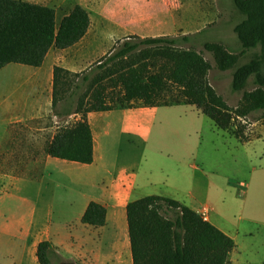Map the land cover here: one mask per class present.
I'll return each instance as SVG.
<instances>
[{
  "label": "crops",
  "instance_id": "0c3cea01",
  "mask_svg": "<svg viewBox=\"0 0 264 264\" xmlns=\"http://www.w3.org/2000/svg\"><path fill=\"white\" fill-rule=\"evenodd\" d=\"M22 1L54 8L58 27L79 5L90 27L74 46L52 48L41 67L10 64L17 66L0 81V151L20 130L40 142V123L53 113L56 68L84 76L137 38L197 35L235 42L234 32L218 34L225 19L220 0ZM208 86L229 102L240 101L232 72L212 64L207 50L189 48L155 49L98 83L84 106L92 164L35 153L39 178L0 174V182L32 183L36 192L34 204L25 201L22 219L9 220L0 210V264H40L42 242H50L64 263L134 264L127 207L150 196L205 214L234 241L228 264H264V116L251 120L214 106ZM67 171L75 174L74 189L43 191L45 183L62 187ZM233 198L243 201L235 226L228 217L237 207ZM92 202L107 210L103 227L82 223Z\"/></svg>",
  "mask_w": 264,
  "mask_h": 264
},
{
  "label": "trees",
  "instance_id": "16d2710c",
  "mask_svg": "<svg viewBox=\"0 0 264 264\" xmlns=\"http://www.w3.org/2000/svg\"><path fill=\"white\" fill-rule=\"evenodd\" d=\"M236 2L241 6L247 5L248 20L253 18L239 25L237 30L243 47L256 48L258 44L263 47L262 54L259 56L255 54V58L249 65L242 66L234 73V89L241 88L251 75H255L259 89L245 94L240 106L241 108L249 106L251 112L264 110V90L261 89L264 87V70L262 69L264 0H236ZM243 10L246 12V8ZM89 27V14L79 5L63 19L58 27L56 10L52 7L22 0H0V71L10 64L41 67L52 48L64 50L74 46L86 36ZM198 37L185 35L144 39L142 43L148 48L143 52L141 59L128 63L100 79L93 80L91 77L105 67L99 66L84 76L56 68L53 106H56L59 95L70 94L68 97L72 102L73 98L82 95L84 91V96L77 103V108L69 113V115H81L82 120L56 133L47 147L48 155L68 162L92 164L94 140L84 113V106L94 87L123 69L147 60L155 49H187L186 46ZM131 47L126 45L123 52H115L106 61L111 63L129 55L136 49L135 46ZM204 49L215 54L217 67L221 71L234 67L236 56L228 53L223 46L207 44ZM74 80H76L75 84ZM88 83L89 86H87ZM67 90L71 92L67 93ZM208 98L214 106L242 118L249 117V112H241L239 107L234 110L224 105L220 98L215 96V90L211 86H208ZM127 216L134 264H228L234 249V241L229 236L205 221L199 213L172 199L150 196L131 202L127 207ZM106 219V208L92 202L83 216L82 223L93 227H103ZM52 249L50 242L40 243L37 252L40 264H51Z\"/></svg>",
  "mask_w": 264,
  "mask_h": 264
},
{
  "label": "rangeland",
  "instance_id": "374dc122",
  "mask_svg": "<svg viewBox=\"0 0 264 264\" xmlns=\"http://www.w3.org/2000/svg\"><path fill=\"white\" fill-rule=\"evenodd\" d=\"M61 1L66 2L67 0H61ZM44 2H59V0H44ZM72 2H76V0H72ZM238 4L239 3H237L236 0H220V8L222 10V14H224L225 16V19L222 21V23H220L218 27L220 30L218 31L219 32L218 34L226 35L230 32H234L235 34L234 43H231L229 39L225 40L218 38L212 40V39L195 38L192 40L190 44L186 46L187 48H194L201 50H204V47L207 44H218L223 46V48L228 53H231L237 58L234 67L230 68L229 70H226L232 72V75H234V73L242 66L249 65V63L252 62L253 59L255 58V54L257 56H259V54H262V47H263V45H259V44L257 45L256 48L251 47L250 49H245L243 47L242 42L237 33V30L239 29V25L241 26L244 22L253 20V18L248 20L247 14L249 12V7H247V5L245 7L243 4L242 6L241 4L240 5ZM245 8H246V12L243 10ZM224 41H228V42H224ZM229 44H231L233 48L230 47ZM126 45L132 47L135 46L136 49L132 51V53H130L129 55H125L117 61L115 60L114 62L111 63H109V61H106L104 65H101V67H105V68L94 73L91 79L93 80L100 79L101 77L107 75L108 73L113 72L114 70L120 69L121 67H123L128 63H134L138 61L143 56V52H145L148 48L145 44L142 43V39H132L131 41L127 42ZM125 46H121L119 48L120 50L117 53L123 52L125 50L124 49ZM207 52L209 53L210 61L212 62V64L214 63L216 64L215 54L212 51H207ZM126 57L128 59H126ZM13 66H17V65H9L5 68V70L0 72V81L9 78V77L7 78L6 75L9 72V70L13 68ZM262 69L264 70V63ZM74 81L75 84L76 80ZM89 85L90 84L88 83L87 86ZM17 86L18 83H14V85H11L10 88L15 89L17 88ZM258 89L259 86L256 85V76L251 75L250 78L247 80L246 84H244V86H242L237 90L234 89V92L240 95V101L238 103L229 102L227 100L228 98L226 95L218 94L216 90H215V96L219 97L222 103L227 107H229L230 109L237 110L239 107L240 108L239 110L241 112L244 111L249 112L248 113L249 119L256 120L261 115L264 114V110L254 109L255 111L251 112L249 106H247V108H241L240 105L242 104V100L245 94L255 92ZM261 89L264 90V87H262ZM70 92L71 91H68L67 93ZM83 92L84 91H82V95L80 94L77 95V97L73 98L74 100L72 102H70L68 97L70 94H64V96L59 95L57 97L56 106L53 108L52 115L40 123L39 128L43 129V131L42 134L37 135L38 139L40 140L39 143L32 142L35 136L28 134L24 130H20L18 131V133L12 135V138L9 141V145L7 144V150L0 151V174L8 175L11 178V180L14 179L13 177L15 178L25 177V178H31L32 180H34L35 178H39L38 171L40 170V168L36 167L34 165V161H31V159L33 160L38 158L40 153H42V158H45V155L48 154L47 147L49 143L52 141V137L56 135L55 133H57L60 129H63L67 126L72 125L75 122L82 120L81 115H79L80 117H75L73 119H68L64 117H68L69 113L77 108V103L84 96ZM2 100L3 97L0 98V107L2 105ZM54 115H57L58 119H55ZM3 141H4L3 131L0 130V144H2ZM40 146H44L41 151H39L38 149ZM35 153L38 154L36 158L33 156ZM63 178L64 179L60 184V186L62 187H59V185H55V184L52 185L51 183H45V185L43 186V191L46 192L53 188L61 192L62 189L66 191L65 189L66 187L74 189L73 188L75 185L74 172L73 171L65 172ZM35 193H36L35 186L32 183L30 184L19 183L18 180L16 182H10V183L1 181L0 195L3 197H0V210L5 214V217L8 218L9 220L12 221L20 220L25 216L24 214L27 213L25 207L28 209V205H25V201L30 200L31 203L34 204ZM233 201L235 205L237 204V207H235L233 210L228 211L229 216L227 214L226 215L230 218V224L232 226H235L239 222L238 213H239V208L242 207L241 202L243 201L241 199L237 200L235 198H233ZM200 215L203 218H205L204 215L202 214ZM57 217L58 214H56V219ZM206 218L204 220L208 221ZM50 260H51V264H63L65 262L57 253H55L54 248L52 249V253L50 254Z\"/></svg>",
  "mask_w": 264,
  "mask_h": 264
},
{
  "label": "water",
  "instance_id": "95a60500",
  "mask_svg": "<svg viewBox=\"0 0 264 264\" xmlns=\"http://www.w3.org/2000/svg\"><path fill=\"white\" fill-rule=\"evenodd\" d=\"M63 264H75V263H63Z\"/></svg>",
  "mask_w": 264,
  "mask_h": 264
},
{
  "label": "built area",
  "instance_id": "2783aa9c",
  "mask_svg": "<svg viewBox=\"0 0 264 264\" xmlns=\"http://www.w3.org/2000/svg\"><path fill=\"white\" fill-rule=\"evenodd\" d=\"M203 215H204V216H205V218H206V215H205V214H203ZM205 218H204V219H205ZM206 219H207V218H206Z\"/></svg>",
  "mask_w": 264,
  "mask_h": 264
}]
</instances>
